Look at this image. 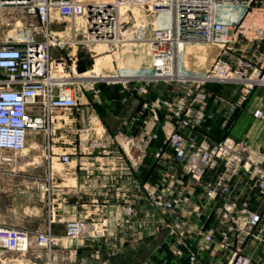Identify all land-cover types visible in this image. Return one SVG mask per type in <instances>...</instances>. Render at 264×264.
<instances>
[{
    "label": "built area",
    "instance_id": "2783aa9c",
    "mask_svg": "<svg viewBox=\"0 0 264 264\" xmlns=\"http://www.w3.org/2000/svg\"><path fill=\"white\" fill-rule=\"evenodd\" d=\"M10 7L25 9L33 20L11 17L8 25L12 28L3 34V13ZM241 39L256 47L264 42V0H0V173L24 161L30 133L45 135L44 155L51 157L54 124L75 117L80 112L81 96L87 91L98 94L101 83L133 85L131 90L139 95L162 84L167 94L143 104L145 119L127 141L145 149L156 137L147 121L155 125L163 113L162 129L173 163L148 193V202L165 217L166 227L183 233L185 223L181 220L190 196L218 161L222 169L205 187L207 198L228 195L231 180L241 170L249 172L259 194H264V158L246 152L230 136L196 141L182 132L212 118L205 113L207 86L239 85L240 98L231 104L230 113L256 87H264V59L257 64L232 51ZM198 45L214 47L217 52L204 72L191 73L185 66L184 52ZM128 47L144 56L143 64L121 67L120 56ZM98 59L102 62L96 68ZM253 115L261 117L262 111L256 109ZM69 131L87 132L84 144L88 141L92 149H108L114 143L93 117L85 120L84 128L72 126ZM157 157L165 158L161 153ZM39 179L52 215V175L47 171ZM220 218L230 231L244 237L264 229V211L251 210L246 204L225 201ZM102 234L79 218L66 224L64 236L80 240ZM32 236L38 247L52 252L55 237L50 218L45 229L35 232L0 224V264L5 251L26 250ZM204 240H213V230L205 233ZM190 259L194 261L195 256ZM227 264L253 261L238 249Z\"/></svg>",
    "mask_w": 264,
    "mask_h": 264
},
{
    "label": "crops",
    "instance_id": "0c3cea01",
    "mask_svg": "<svg viewBox=\"0 0 264 264\" xmlns=\"http://www.w3.org/2000/svg\"><path fill=\"white\" fill-rule=\"evenodd\" d=\"M197 48L204 47L192 50ZM260 48L264 49V42L256 47L255 43L241 39L233 45L232 51L258 64L264 59V50ZM131 86L101 83L98 94L90 91L84 93L80 112L66 122L54 124L56 132L49 158L44 155V134H29L23 157L26 160L32 158L30 154L33 148H40L38 157L47 159V166L42 173L49 171L52 175V215H49L48 209L47 214L37 222L33 219H23L21 222L10 219L3 214L6 211L14 212L16 207L7 204L0 195V224L35 232L45 229L50 218L55 243L49 254L36 245L32 236V243L26 250L5 251L2 264H100L99 253L102 250L93 244L94 240L110 236L118 239L126 237L132 241L141 236L155 238L156 225L163 238L159 246H152L151 253H164V260L159 264H227L238 249L249 255L253 264H264V229L244 237L236 231H230L220 218V208L225 201L264 211V194H259L247 171L241 170L231 180L228 195L209 199L205 187L215 181L222 169V163L216 162L204 175L203 184L196 186L190 196L187 211L181 220L185 223L183 233H175L166 227L165 217L148 202V193L173 163V152L166 143L162 129L165 123L163 113L160 112V122L155 125L147 121L148 129L155 132L156 137L145 149L130 145L127 137L135 134L145 119L143 104L166 95L167 88L160 84L150 88L147 94L139 95L131 90ZM207 92L205 113L211 114L212 118L194 130H182L183 134L196 141H216L230 136L246 152L264 158V87H256L233 113H230L229 107L240 98L238 84L209 85ZM256 109L262 111L261 117L253 115ZM89 117L98 120L107 136L113 137L114 143L108 149H92L88 141L84 144L87 132L73 134L69 131L72 126L84 128L85 120ZM157 153L165 158L157 157ZM134 161H137V165H132ZM3 169L6 173H0V190H13L14 184L9 181L13 178L9 175L17 168L12 166ZM18 170L20 177H30L26 176L31 173L28 167L19 166ZM42 173L34 174L40 176ZM187 183L192 184L189 179ZM22 185L26 191L24 197H33L34 194L39 197L38 193L31 192L38 189L33 183L24 181ZM34 209L26 207L27 212L32 213ZM79 218L103 234L80 240L65 238L66 224ZM210 230H213V240L207 242L204 235ZM192 254L195 256L194 261L190 259Z\"/></svg>",
    "mask_w": 264,
    "mask_h": 264
},
{
    "label": "rangeland",
    "instance_id": "374dc122",
    "mask_svg": "<svg viewBox=\"0 0 264 264\" xmlns=\"http://www.w3.org/2000/svg\"><path fill=\"white\" fill-rule=\"evenodd\" d=\"M20 18L24 22H29L33 20V16L26 13L25 9L20 7H10L5 9L2 17V33L6 34L11 30L12 26L8 25L9 21L12 18ZM15 20V19H14ZM198 46H190L187 47V50L184 52V62L185 66L191 73L204 72L210 65L212 57L217 52V49L214 47H206L205 55H203V59H199L198 53H195L192 48L199 47ZM261 49V48H260ZM261 50H264L263 48ZM120 54V53H119ZM120 64L121 67L124 68H134L138 66V63L131 59L129 55L126 56V53L120 56ZM110 68V71H113L112 66L107 65V69ZM109 72V70H107ZM45 137V135H44ZM41 154L40 148H33L31 151L30 159H24L25 161L19 162L15 165L17 168L15 171H11V175L13 182V190H5L4 192L0 190V195L4 199L7 204L14 205L16 207L15 211H6L3 215L7 216L10 219L18 220L21 222L23 219H33L34 222L39 221L47 214V193H44L39 189V185L41 180L39 178H43L46 176V173L43 174L44 168L47 166V159L44 157H38ZM37 157V158H36ZM19 166L28 167V171L31 172L27 174L28 177H20V170H18ZM24 171V170H23ZM25 172V171H24ZM33 172V173H32ZM42 173L39 175H35L34 173ZM24 181L33 183L35 187H38L36 190H32L31 192L38 193L39 197L34 194L32 197H24L26 191H24L22 183ZM40 198H43L41 200ZM26 207L35 208L33 210V214L31 212L26 211ZM20 208V209H19ZM19 209V210H18ZM25 210V211H23ZM31 214V215H30ZM13 222V221H12ZM157 224V223H156ZM155 238L142 237L139 239H134L132 241L129 238L118 239L115 236L107 237V238H98L94 240L93 244L95 246L101 247L102 252L99 253V263L100 264H144L147 262H151L154 264H159L164 260V253L162 251H157L155 254L151 253L152 246L156 244V247L160 245L159 241L163 238L158 232L161 230L158 229V225L155 227ZM156 235V236H155ZM90 241V240H89ZM156 242V243H155Z\"/></svg>",
    "mask_w": 264,
    "mask_h": 264
},
{
    "label": "bare ground",
    "instance_id": "6f19581e",
    "mask_svg": "<svg viewBox=\"0 0 264 264\" xmlns=\"http://www.w3.org/2000/svg\"><path fill=\"white\" fill-rule=\"evenodd\" d=\"M208 47H211V46H208ZM206 47L204 48H197V50H193L195 53H198L199 56L203 57V55H205V49ZM129 55L131 57V59H134L138 65L139 64H143V62L145 61V58L142 54H137L135 53V49L132 48V47H128L127 48V51H126V56ZM102 62V59H98L97 60V64H96V68L99 66V64H101ZM95 68V69H96ZM37 158V157H36Z\"/></svg>",
    "mask_w": 264,
    "mask_h": 264
},
{
    "label": "trees",
    "instance_id": "16d2710c",
    "mask_svg": "<svg viewBox=\"0 0 264 264\" xmlns=\"http://www.w3.org/2000/svg\"><path fill=\"white\" fill-rule=\"evenodd\" d=\"M81 69H83V68L81 67Z\"/></svg>",
    "mask_w": 264,
    "mask_h": 264
}]
</instances>
